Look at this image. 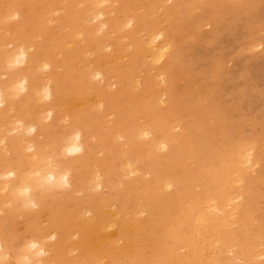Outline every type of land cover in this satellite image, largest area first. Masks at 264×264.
<instances>
[{"label": "bare ground", "instance_id": "obj_1", "mask_svg": "<svg viewBox=\"0 0 264 264\" xmlns=\"http://www.w3.org/2000/svg\"><path fill=\"white\" fill-rule=\"evenodd\" d=\"M165 1L0 0L2 23L10 17L15 22L7 30L13 48L0 50V99L3 100L0 106V176L14 173L12 178L0 179V243L12 257L9 264H14L21 255L32 256L26 249H21L26 239L39 241L48 253L42 258V264H100L104 258L100 256L109 250L111 264H146V254L150 255L147 264H165L176 254V249L184 248L188 251L187 255L183 253V257H173L180 264H203L202 261L213 264L218 259L219 264H232L238 253L240 257H245V264L253 258L252 252L239 239L238 231L236 234L228 228L231 223L243 222L245 216H250L254 221L251 213L253 205L247 206L245 200L236 204L234 200L236 197H246L253 201L255 178L247 172L255 154L254 144L248 150L243 148L250 142L247 137L233 139L231 132L238 122L230 119L232 115L228 108L221 110L217 106L210 91L201 95L196 85L192 89L177 87L178 79L185 80L188 85L195 84V78L190 65L188 67L181 57L180 50L183 48L176 38L182 33L188 35L192 27L201 26L207 16H219L216 7L223 2L208 0L194 14L191 13V4L197 0H170L171 4ZM137 4H142L141 10H134ZM157 5L164 8L162 14L150 18L151 11ZM173 5L180 13L179 18L172 15ZM239 9L238 4L233 7V10ZM55 10L57 12H53ZM92 19L96 23L91 24ZM52 20L54 26L49 23ZM127 25H130L129 28ZM140 31H145V38L140 37ZM123 32L128 36L129 44L124 45L119 41ZM3 33L4 30L1 35ZM36 33L41 34L39 38H42L37 45L32 43ZM78 37H82L84 44L77 43ZM109 44H113L114 50L106 53L103 48L106 45L109 48ZM88 51L96 56L88 57ZM123 55L126 57L123 58ZM148 56L149 62H162L158 66V74L162 75L165 83L161 93L163 98H158L157 91L149 88L148 80L141 81L136 71L137 60L144 63ZM108 61L111 62L107 64ZM58 66H61L60 73V69H56ZM42 68H48L43 75L40 71ZM220 68V62L217 61L213 70ZM91 75L99 76L104 81L94 89L93 98L88 93L79 92L89 83L86 84V81ZM216 76L214 72L207 78L213 83ZM109 79L117 84L115 90L109 88ZM67 85L81 89L71 90ZM96 106L105 113L108 110L109 113H115L107 129L111 134L120 135L115 134L116 138L126 137L124 142L128 148L118 167L119 171L123 175L134 174L145 166L144 170L147 169L150 175L148 179L138 174L126 180L125 189L132 198L124 199L123 191L116 189L117 183L116 188L113 186L117 180L110 176L112 167L103 169L107 165L105 162L97 169L93 164V172L99 170L97 173L102 175L101 178L97 173L92 175V170V177H82L76 168L78 162H86L92 156L93 146L85 132L88 124L78 126L79 120L73 113L78 110L80 117L89 116L86 115L89 108L96 109ZM186 110L197 122L192 127L183 117ZM136 112L151 115V120L137 121ZM61 113L74 116L71 117L72 123L68 130H61L55 135L53 130L58 128ZM102 113H96L97 119L102 117ZM206 115H210L211 123L207 126L199 124L198 121H202L200 118ZM66 125L69 126V123ZM177 126L180 130L175 132L173 128ZM97 129L103 131L100 127ZM217 134L222 142L218 138L216 141ZM92 141L96 143V140ZM160 149L167 151L160 154ZM99 151L101 153L102 150ZM185 157L191 159L188 165L184 163ZM103 160L106 161L105 156ZM165 160L167 164L163 163ZM176 168L183 171L177 172ZM49 175L53 178L52 182L47 181ZM63 177L67 178L68 186L61 183ZM138 181H141L140 185ZM198 181L203 183L199 184ZM190 182L196 183L195 187L198 184L199 189L191 192L185 204L183 193L189 188ZM102 185L108 186L109 192L101 198H94L92 189H101ZM172 185L176 186L175 190L168 193L164 200L158 197L160 190ZM24 187L31 189L27 196L20 194L19 190ZM78 189L82 190L81 196L72 199L77 203L80 198L78 204L67 208H51V211L47 209L45 223L42 221L43 210L49 202L57 203L58 198L63 201L61 198L70 197L75 191L79 192ZM29 201L37 207H26ZM111 205L113 208L109 207ZM232 205L234 207L230 214L239 211L240 219L233 216V219H227L226 208ZM175 206L181 210H176ZM130 207L132 216L128 217L126 214L130 212ZM138 211L147 214L138 219L135 217ZM159 213L164 215L165 220L161 233L155 236L154 227L158 226L155 218ZM258 224L251 229H256L253 234H257V243L261 242L258 240ZM247 229L250 228H246V232ZM222 230L232 241L231 244L226 246L221 234L217 239L214 238L216 243L213 239V243L208 241L209 233H222ZM53 236L55 238L51 239ZM21 237L22 241H19ZM150 241L153 247L156 246L155 250H152ZM233 245L239 252L233 250V253ZM260 257L263 259L264 256ZM32 259L33 264H37V258L32 256Z\"/></svg>", "mask_w": 264, "mask_h": 264}, {"label": "rangeland", "instance_id": "obj_2", "mask_svg": "<svg viewBox=\"0 0 264 264\" xmlns=\"http://www.w3.org/2000/svg\"><path fill=\"white\" fill-rule=\"evenodd\" d=\"M206 1H208V0H197L194 3H192L191 4L192 5L191 13H194V14L198 13L200 11L201 7L205 6ZM165 2L168 4H171L170 0H166ZM222 2L224 4L222 3L220 6L216 7L219 10V12H218L219 16L216 15L215 18H214V16L213 17L207 16L204 19L201 26L195 27V28L192 27L190 29V32L188 35L185 33H182V34H179L178 37L176 38V40L178 41L180 46H182V48H183L180 50V53H182L181 57L183 60H185L186 65L188 67L190 65L189 68L192 72L193 77L195 78V84L190 83L188 85L185 82V80L178 79L177 80V87H178V89H181V88H184L186 86L187 89H192L193 86L196 85L199 88L201 95L210 91V94L212 93V100L214 102L217 101L216 102L217 106L221 110L222 109L224 110L225 107L228 108L230 115L233 116V117L231 116L230 119L232 121L235 120L238 122V126L235 127V129H233V131L231 132L233 139H239L241 137H243V138L247 137L250 140V142L248 141L246 143L247 145L245 144V146L243 148L244 149L247 148L248 150H250L249 148L252 146V144H254L253 147H254L255 154L254 155L252 154L253 156H252L250 165H248L249 170L247 172L248 175H250V177L253 176L255 178V183H254V185H255V187H254L255 193L254 194L255 195L253 194V201L250 200L249 198H246V197L244 199L242 197H236V198H234V200L236 201V204L238 202L245 200V203L247 206H250V204L253 205L254 209H252L251 213H252V216L254 218V221L256 223H259L258 225L260 227V234L262 236V238L259 239L261 236H260V234H258V240L261 241L258 243L263 244V245L258 246V243L256 241L257 234H253V233H256V229L251 230L252 228H256L254 226L256 223H253L254 221H252L250 219V216H248V217L245 216L248 219H246L244 217L243 222H241V223L229 224L230 227H232L231 229L228 225L226 227L227 228L229 227L228 230L236 232V234L238 231L237 235H238L239 239L252 252V256H253L252 259L253 260L250 259L249 260L250 262H248V264H264V257H263V259H262V257H260V256H264V251H263L264 250V243H263L264 242V48H263L264 47V34H263L264 33V31H263L264 30V0H222ZM237 4L240 5L241 9L233 10V7L237 6ZM248 5H250V6L252 5L251 7L253 9L250 8V6L248 7ZM141 7H142V4H139V5L137 4L133 8H134V10H138L139 8L141 10ZM163 9L164 8L161 5H157L151 11L149 17L150 18H156V17L160 16L163 12ZM172 10L174 11V13L172 14V15H174L173 17L179 18L180 13H178L177 8L174 7V5L172 6ZM53 12H57V11L55 10ZM14 18L16 20H18L17 17H14ZM9 19H11V20H9ZM9 19H7V20L5 19L6 20L5 23H2V19H0V22H1L0 23V28H1L0 29V43L2 44V45H0V50H7V49L13 48V43H10V39L7 35L8 34L7 30L11 24H12L11 26H14L15 22L12 20L13 17H10ZM206 22H207V26H205ZM216 22H219V23H216ZM49 23H50V25H53V26L55 24L53 20L49 21ZM90 23L93 24V23H96V21L94 19H92L90 21ZM210 25H211V28L209 27ZM129 26L127 28H129ZM212 27H214V29ZM3 30H4V33H3V35H1ZM26 32H29V31H26ZM144 32L145 31L139 32L141 38L146 37ZM37 34L38 33H36V36L32 40V43H34V44L36 43V45L38 43H40V41L42 40V38H39V37H41V34H38L39 36ZM109 34L111 35L112 33H109ZM125 35L126 34L124 33L123 35L121 34L119 37V41L122 42V44L125 43L124 45L130 43L129 39L127 38L128 36L127 35L125 36ZM3 36H5V37H3ZM80 38H81V41H79ZM76 39H77V43L82 45L81 44V43H83L82 37H78ZM262 39H263V42H262ZM250 40H251V42H248ZM257 42H258V44H257L258 46L261 43L260 46L262 47V49H261V47H259L260 49L257 48L258 47L256 45ZM5 43H7V44L10 43V45L8 44L9 47ZM11 44H12V46H11ZM3 45H5V47H3ZM107 46L108 45H106L103 48L104 52L108 53V52H111L112 50H114L113 44H109V46H110L109 48ZM32 47H33V49H35V46H32ZM32 47H30L31 50H33ZM88 52H89V53H87L88 57L89 56L90 57L96 56V54L94 55V53L92 51L91 52L88 51ZM123 56H124L123 58L126 57L125 55H123ZM149 58H150V56L146 57L145 58L146 60L144 61V63L140 59H139V61L137 60V70L136 71L138 74H140L139 78L141 79V81L148 80V82L150 84L149 88H151L152 91H157L156 94H157L158 98L159 97L163 98L164 96L161 95V93H163L162 88L164 87L165 83L162 80V75L160 76V74H158V73H160V68H158V66H160V64L162 62L159 61L157 64H155L152 61L149 62L148 61ZM217 61L220 62L221 68L217 71H214L213 69H214V66L216 65ZM110 62L111 61H108L107 64H109ZM141 63H142V65H141ZM148 64H150L151 66H149ZM47 69H45V68L44 69L42 68V70L40 69L41 74L42 73L45 74V72H47ZM56 69H60L59 70V73H60L61 66L56 67ZM42 71H44V72H42ZM149 72L151 75L148 74ZM152 72L155 74V76H154V74H152ZM214 72L217 73V76H216V81L215 82L213 81V83H212L208 80V78L210 77L211 73H214ZM152 76H154V77H152ZM159 76H160V78H159ZM207 76H208V78H207ZM99 79H100L99 76L91 75L86 81V84L88 82L89 83L87 85H85L86 86L85 88L82 87L83 90L81 88L78 89L76 86H72V87L69 86V85H71L70 82H69V85H67V88L71 89V90L78 89V91L81 89L79 92L88 93L89 97L91 96V98H93L94 97V95H93L94 89H97L98 85H101L104 82L101 79L100 80ZM159 79H160V81H159ZM153 80H154V82H153ZM111 82H113V80L109 79V84L112 85ZM111 85H109V88L111 90H115L117 88V84L115 82H113V86H111ZM89 86L93 87V89L90 88ZM88 87H89V89H88ZM76 91L77 90H75L74 92H76ZM45 100H47V99H45ZM77 109H78V107H77ZM79 110H81V109L79 108ZM76 111L77 112L73 113V114L77 115L75 117L78 118L79 123H80V124L78 123V126H85V123L88 124V126H87L88 129H86L85 132H87V140L93 146L92 154H91L92 156H90L89 159L86 160V162L85 161L78 162L76 165L77 170L82 174V177H88V179H89V177L91 176V173L95 169L100 167L102 165V163L105 162L107 165L103 169H105L106 167H112V171L110 173V176L114 177V179L117 180L116 182H114L113 186L115 187L118 185L117 188L116 187L115 188L117 189V191H123L122 195H124V199H125V197H126V199L132 198L130 193L128 194V190L126 191V189H125L126 188V184H125L126 180L133 178L138 174L142 175L143 179H148L150 177V175H149V173L146 172L147 169L144 170V168H146L145 166L141 168L142 171L140 170L139 172H136L134 174L125 173L123 175V173L121 171H119L120 168H118V167H120V164L122 162L121 160L124 158V154H125V151H127L126 148H128V146L124 142V141H126V137L121 136L122 138L121 137L116 138V136H120V135H117L116 133L111 134L110 130L107 129V127L112 123V119L114 118L115 113H111V112L109 113L108 112L109 110L105 113L102 110V108L99 109V107H97L96 109H92V108L90 109L89 108L88 113L86 114L89 116L83 115L80 117L78 110H76ZM89 111H90V113H89ZM97 112H103L101 118L104 119V122L102 121L101 118L97 119V117H96ZM107 113L109 115H107ZM61 114H62V116H61ZM61 114L59 115L61 117H58V119H59L58 120V122H59L58 128L56 130H53L55 135L59 134V132L61 130H68V128L70 127V125L72 123L71 117L74 116L73 114H68V113H61ZM136 115H137V121H142V120H146V119L151 120V118H150L151 115H149V114L145 115V114L136 112ZM183 117L189 126L192 127L193 125L197 124V122L195 121L193 116L190 115L187 110L185 112H183ZM63 118H64V120H63ZM107 118H109V119H107ZM210 118H211L210 115H206L204 117H201L200 120H202V121L201 122L198 121V123L201 125L207 126L212 121V119H210ZM96 119H97V121H95ZM107 120H110V121H107ZM90 122H93V123H90ZM97 122H99V123L96 124ZM65 123L66 124L69 123V126H67ZM94 123H95V125H94ZM96 125H98V126H96ZM101 126H103V127H101ZM99 127L101 129H103V131L100 130L101 132H99L98 131L99 129H97ZM104 130H105V133H104ZM106 130H107V132L108 131L109 132L107 133ZM173 130L175 132H177L180 130V128L177 126V127H174ZM115 134H116V136H115ZM111 135H113V136H111ZM218 135L219 134L215 135L216 141L219 139L218 141L222 142V138L219 137L220 135L219 136ZM92 136L94 139H92ZM101 136H103V137H101ZM118 139H120L121 142H119L120 140H118ZM92 140H96V143H95V141L93 143ZM112 140L115 142L113 143ZM99 141L101 144L99 143ZM120 144L122 146H119ZM108 148H109V150H108ZM99 149L102 150L101 153H100V151L98 152ZM260 149H261V151H260ZM118 150H120V151H118ZM166 151H167V149H160L159 153L160 154L165 153ZM114 153H117V155L119 153L120 155L115 156ZM258 153H260V154H258ZM97 156H99V158ZM104 156L106 158V161H104V160L102 161ZM107 157H109V160ZM116 157H119V158H116ZM110 158H111V160H110ZM190 162H191V159L189 157H185L184 163H186L188 165ZM163 163L167 164V161L165 160ZM253 163H255L257 165H255ZM87 164L90 166V168ZM93 164L95 165V169H94ZM84 165L87 167L85 168ZM104 165L105 164H103V166ZM254 169H255V171H254ZM91 170H92V172H91ZM250 170H251V172H249ZM97 171H99V170H97ZM97 171L93 172L92 175L95 176L96 175L95 173H97ZM176 171L180 172L183 170L182 169L179 170L178 168H176ZM100 172H99V174H100ZM146 173H147V175H146ZM97 175H98V173H97ZM98 177L101 178L102 175L100 174V175H98ZM115 183H117V185ZM120 183H122V184L119 185ZM198 183L202 184L203 181H198ZM104 184L111 186L110 184H107V183H104ZM140 184H141V181H138V185H140ZM106 185H102L101 189L99 187L98 188L99 191L97 188H96L97 190H95V188H93L92 189L93 192L91 191V195L94 196V198H96V199L105 196L110 190L109 187ZM195 185H196V183L190 182L189 188L185 191V193H183V195H184L183 201H185V204H187L186 200H188L190 198L191 192L194 189H196V190L199 189L198 184L196 187H195ZM104 186H106V188H104ZM119 188H121L122 190ZM175 188H176L175 185L169 186L168 189L166 187H164L162 190H160L158 192L159 193L158 197L164 200L167 197L168 193L173 192L175 190ZM78 191H79V189H78ZM104 191H106V193H104ZM76 192L77 191H75L74 192L75 194L73 193L68 198H61V199H64L63 201L59 200V198H58L57 203L56 202H54V203L49 202L48 205H46L45 209L43 210L44 212L42 214V221L45 223L44 219H46V216L48 213L47 209L49 211H51L50 210L51 208L56 209V208L61 207V206L64 208H67L70 205L72 206L74 204H78L80 202V198L78 199L77 203H74L72 199L74 197L81 196L82 190H80L77 193ZM100 192H103L104 195L101 194ZM162 192L164 193V195ZM187 193H188V195H187ZM234 200L232 202L235 203ZM67 204H69V205L67 206ZM54 205H55V207H54ZM181 206L184 207L183 204ZM109 207H112V205ZM178 207L175 206L176 210H181V208H178ZM233 207H234V205H232L230 207L228 206V209L226 208V214L228 217L227 219H229V220L233 219L234 217H235V219H237V217L239 218V215H238L239 211L235 212L236 215H235V213L230 214L231 211L233 210ZM131 209L132 208L130 207V212H128L126 214V216H128V215H129L128 217L132 216V210ZM206 209H209V208L206 207ZM143 212L138 211L135 214V217L138 219L145 217L147 212H145V211H143ZM0 213H2V212H0ZM85 213H88V212H85ZM232 216H233V218H232ZM164 220L165 219H164L163 214L159 213L156 216L155 221H158V222H155V223L158 226L154 227V235L155 236H158L161 233V228H162L161 226H162V222H164ZM248 221L251 222V225L249 224L250 222H248ZM20 222H21V219L19 220V225L22 224ZM247 225H249V226H247ZM238 226H240V227L237 228ZM233 227L236 229H234ZM246 228H250V229H247L248 232H246ZM223 232H224V230H222V233L216 232V231H215V233L214 232L209 233V236H207L208 241L212 242V239H213V241H215L214 238L217 239V236L219 234H221L220 236L222 237L221 238L222 242L223 243L225 242V245L227 244L226 246H228L229 243L230 244L232 243V241H230L229 240L230 238L228 237V235H224ZM212 233H213V236H212ZM216 233H217V235H216ZM214 234L216 236H214ZM246 234H247V237H245ZM243 235H245V236H243ZM225 236H227V238H225ZM244 237H245V239H244ZM251 239L254 241V243H252L253 241ZM245 240L246 241L248 240V243ZM19 241H22V237L19 238ZM119 241L120 240H118V242ZM216 242L217 241H215V243ZM245 242L247 244H245ZM119 243H121V241ZM212 245H216V244H212ZM151 246H152V250L156 249L155 245L153 247L152 242H151ZM181 247L183 248V246H181ZM234 247L236 248V246L233 245L232 251L238 249V248L235 249ZM256 249H258V250H256ZM179 251H181V252H179ZM177 252L180 254H177ZM229 252L231 253V251H229ZM110 253H111V251L109 250L107 252V254L105 253V254L100 256V258L104 257L103 259H101V261L99 260L101 262L100 264H106V263L111 264V261H112L111 255H108ZM183 253H184V256L188 254V251L186 248L180 249V250L176 249V254H173V256H171L168 259L169 261L165 264H180L175 260V258L173 259V257H175V255L183 257ZM233 253H234V251H233ZM189 254H190V252H189ZM226 254L228 255L229 253L226 252ZM231 255H232V253H231ZM258 255L260 258L258 257ZM149 256H150L149 254L145 255V263L146 262L148 263V261L150 259ZM190 257H191V255H190ZM236 257H237V259L235 258V263H234V258H233V260L231 259L233 262L232 264H239V263L245 264L246 263L245 257H243L244 258L243 259L242 257L239 256V253H238V255L236 254ZM241 258L244 261L238 260ZM255 258H256V260H255ZM218 261H219V259H218ZM218 261H215L213 264H215V263L219 264V263H217ZM202 263L205 264V261H202ZM192 264H194V263H192Z\"/></svg>", "mask_w": 264, "mask_h": 264}, {"label": "clouds", "instance_id": "obj_3", "mask_svg": "<svg viewBox=\"0 0 264 264\" xmlns=\"http://www.w3.org/2000/svg\"><path fill=\"white\" fill-rule=\"evenodd\" d=\"M3 105V100L0 99V106ZM14 176L13 172H8L7 174L0 176V179H8L12 178ZM52 176L49 175L47 177V181L52 182ZM66 177H63L61 179V183H63L65 186H68L66 183ZM21 195L27 196L31 192V189L28 187H24L19 190ZM31 207H37L34 202L29 201V204L26 205ZM55 237H51V239H54ZM21 249H26L29 253H32V256L37 258V264H42V258L46 257L48 253L44 250V248L41 246V243L39 241H36L34 239H26L23 244L21 245ZM32 256L29 255H21L19 256L14 264H33ZM12 260V257L10 256L9 252L5 249L4 245L0 243V264H9V261Z\"/></svg>", "mask_w": 264, "mask_h": 264}]
</instances>
